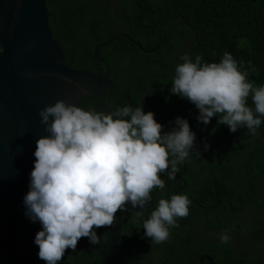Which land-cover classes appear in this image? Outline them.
I'll return each mask as SVG.
<instances>
[{
    "label": "trees",
    "instance_id": "trees-1",
    "mask_svg": "<svg viewBox=\"0 0 264 264\" xmlns=\"http://www.w3.org/2000/svg\"><path fill=\"white\" fill-rule=\"evenodd\" d=\"M45 3L52 36L74 69L96 73L95 45L121 32L133 40L118 35L113 43L99 49L113 85L103 102L107 107L122 94L132 107H138L144 91L171 88L174 68L182 63L179 57L184 53L193 60L200 55L202 62L207 63L219 62L223 53L229 52L243 62L249 81L264 85V0H45ZM143 104L144 112H153L163 131L171 130L177 116L186 118L195 133L193 147L197 151H191L177 165V176L185 168L181 180H169L166 172L161 174L165 188L152 190L147 210L123 214L113 264H200L201 255L211 260L204 258L202 264H264V252L247 249L236 252L232 260L231 247L207 234L221 230L225 231L220 233L227 234L228 227H235L233 230L239 227L257 242V249L264 245V117L253 135L246 128L230 132L226 125H217L216 116L206 126L198 123V109L192 103L162 89L145 95ZM247 104L253 106L250 97ZM125 105L122 101L118 107ZM78 106L98 111L92 96L83 98ZM205 144L209 145L207 150ZM173 194L188 196L189 214L177 218L178 226L170 228L167 241L151 243V238L143 235V220L150 216L160 198L168 199ZM249 208L255 210L256 222L248 226L238 223L235 215ZM4 222L5 216L0 213V264H14L17 258L14 245L3 243L10 236ZM112 226L95 229L100 237L98 244L81 237L76 250L66 249L62 258L67 264H102L112 241ZM198 230L204 233L199 234ZM193 239L197 240L194 244Z\"/></svg>",
    "mask_w": 264,
    "mask_h": 264
},
{
    "label": "clouds",
    "instance_id": "clouds-1",
    "mask_svg": "<svg viewBox=\"0 0 264 264\" xmlns=\"http://www.w3.org/2000/svg\"><path fill=\"white\" fill-rule=\"evenodd\" d=\"M179 59L182 63L174 68L170 92L198 109V123L206 126L216 116L217 125H226L230 132L246 128L256 134L264 117V85L247 79L243 62L229 52L219 62L204 63L200 55L193 60L187 53ZM249 97L252 107L247 104ZM38 115L47 135L36 140L23 204L24 215L41 225L34 243L37 257L45 264H57L66 249L75 251L81 237L98 244L96 228L113 225L117 210L128 205L143 210L152 190L165 188L161 174L167 171L168 179H174L177 165L197 151L186 118L177 116L171 130L163 131L154 113L140 106L125 105L104 113L57 100ZM208 147L204 145L205 150ZM190 203L186 194L160 198L143 220V235L151 243L167 241L170 228L178 226L177 218L189 214ZM219 239L227 243L230 237L221 233Z\"/></svg>",
    "mask_w": 264,
    "mask_h": 264
},
{
    "label": "water",
    "instance_id": "water-1",
    "mask_svg": "<svg viewBox=\"0 0 264 264\" xmlns=\"http://www.w3.org/2000/svg\"><path fill=\"white\" fill-rule=\"evenodd\" d=\"M48 18L45 0H0V213L5 216L3 225L10 232L3 243L13 244L17 253L14 264H45L37 257L38 246L34 243L41 225L24 215L23 204L36 159L33 155L36 140L47 135L40 123L39 110L57 100L78 106L89 96L95 99L96 109L104 113L114 111L122 101L132 106L125 94L109 107L103 104L113 85L99 49L113 43L118 35L133 40L121 32L95 45L96 73L74 69L54 40ZM156 89L170 92L165 87L144 91L138 101L143 111L144 96ZM174 179L181 180L182 175H175ZM150 205L151 200L143 210L128 205L117 212L112 241L102 264H113L123 214L139 213ZM57 264L67 263L61 258Z\"/></svg>",
    "mask_w": 264,
    "mask_h": 264
},
{
    "label": "rangeland",
    "instance_id": "rangeland-1",
    "mask_svg": "<svg viewBox=\"0 0 264 264\" xmlns=\"http://www.w3.org/2000/svg\"><path fill=\"white\" fill-rule=\"evenodd\" d=\"M240 217L247 221V222H256L258 216L255 212V210L253 208H249L246 211H244ZM225 231V230H221L215 233H207L209 235L210 238L212 239H219L220 236V232ZM199 234H203L204 232L201 230L197 231ZM227 235H229L230 239L227 243H222V244H227L231 247V245L233 246L234 249H237V251L240 252H244L246 251V246L245 245H249L250 243V238L246 237L243 233V231L241 230H227ZM261 252H264V247H261Z\"/></svg>",
    "mask_w": 264,
    "mask_h": 264
},
{
    "label": "flooded vegetation",
    "instance_id": "flooded-vegetation-1",
    "mask_svg": "<svg viewBox=\"0 0 264 264\" xmlns=\"http://www.w3.org/2000/svg\"><path fill=\"white\" fill-rule=\"evenodd\" d=\"M185 169V168H184ZM184 169H183V171H184ZM183 171H182V173L179 175V176H183ZM185 172V171H184ZM151 206V205H150ZM149 206V207H150ZM148 207V208H149ZM147 208V209H148ZM146 209V210H147ZM145 211V210H144ZM140 212H143V211H140ZM240 215L241 214H237L236 216H235V219H236V221L238 222V223H240V224H250L251 222H247V221H245V220H243L241 217H240ZM236 230H241L239 227H236ZM186 232V231H185ZM187 233V232H186ZM193 234V233H192ZM245 235V234H244ZM246 236V235H245ZM247 237V236H246ZM197 242V240L196 239H193L192 240V243L194 244V243H196ZM246 246V249L248 250V251H254L253 253H257V252H259L260 250L259 249H257L258 248V244H257V242L256 241H254V240H252L251 238H250V243H249V245H245ZM257 249V250H256ZM231 254L234 256L233 257V259L232 260H235V255H237L238 253H236V252H238L237 251V249H234L233 248V246L231 245ZM218 255H220V253L218 254ZM229 261H231V259H229V260H227V262H229ZM200 264H202V257L200 258Z\"/></svg>",
    "mask_w": 264,
    "mask_h": 264
}]
</instances>
